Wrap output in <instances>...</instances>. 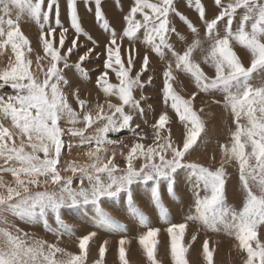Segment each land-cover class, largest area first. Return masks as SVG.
I'll return each instance as SVG.
<instances>
[{
	"label": "snow or ice",
	"instance_id": "1",
	"mask_svg": "<svg viewBox=\"0 0 264 264\" xmlns=\"http://www.w3.org/2000/svg\"><path fill=\"white\" fill-rule=\"evenodd\" d=\"M85 2L89 3L90 0ZM101 2L94 0L95 18L111 39L106 47V71L97 78V85L106 97H116L119 102L106 100L108 111H105L104 104H97L93 113L86 110L88 102L80 99L78 89L73 95L80 111L72 106L64 90L69 82L63 70L75 67L81 77L87 79L88 74L82 64L94 50L88 49L79 55L75 65L69 64L79 37L85 35L89 40L92 39L82 27L77 0H67L70 27L76 33V38L67 48L65 34L69 29L61 23L59 0H0V55L8 47L14 54V60L9 56L7 67L0 71V89L10 86L15 93L7 97L0 95V118L10 119L12 128L16 130L10 131L0 122V160L4 164L14 162L19 165L10 164L2 168L3 172L15 177V185L0 182V264H85L89 242L97 235L96 232L78 237L81 254L76 255L59 247L58 242L49 243L40 239L29 242V234L11 223L8 216L28 223L42 222L45 230L57 238L64 235L71 237L74 231L64 221L61 209L91 204L97 214L95 227L110 232L126 231V226L101 206L102 200L117 198L121 193L127 195L130 214L137 218L142 227L147 228L139 236V244L151 264H157L155 251L160 229L149 227L145 214L135 204L132 185L152 182V203L159 210L162 221L167 223L168 210L162 201L160 184L162 180L167 181L168 192L175 198V178L181 169L187 170L189 180L193 181L195 211H190L185 223L172 224L167 228L175 264H188L185 259L188 248L183 243L188 221L199 222L206 230L224 231L234 236L238 248L246 253L244 264H264V239L260 238V229L264 227V80L258 85L253 84L256 78L254 74H264V0H228L227 3L214 0L220 11L211 20L206 17L202 0H194L195 9L205 25L209 41L207 49L203 48L199 30L177 11L175 0H134L124 17L126 27L121 34L111 27ZM54 8L55 27L51 22ZM138 14L141 19H137ZM173 15L180 16L195 36L182 53L170 43V34L177 31L171 26L170 17ZM24 17L41 30L40 40L45 57L49 58L47 65H41L40 61L45 57L37 56L36 67L43 78L34 75L31 70L33 60L27 53L33 49L20 27ZM221 21H224L223 34L218 27ZM57 27L61 31L58 45L54 46ZM141 30V42L146 47L161 59L167 53L174 58V64L169 61L163 73L164 102L174 110L186 131L182 144L175 143L171 129L166 128L168 113H162L151 125L154 144L145 146L135 143L125 157L127 166L120 168L114 162L115 150L106 159L101 153L108 152L105 145L120 143L110 139L109 133L129 129L140 139L144 138L136 132L140 125L133 127V114L144 113L141 106L144 97L138 100L133 93L144 87L141 75L149 67V56L144 55L140 70L132 75L133 58L129 55L126 63L122 60L120 43L125 38L132 43L140 40L138 33ZM234 44L242 46L251 54L250 66L246 67L242 63L234 51ZM197 49L206 53L203 62L214 69V76L207 75L200 63L193 59ZM107 69L115 73L119 83L108 81ZM176 71L190 75L201 92L222 94L223 106L233 116L235 131L231 133L230 143L221 146L222 158L215 170L186 159L205 131V123L193 109L196 93L190 99H185L174 89ZM151 80L149 76L147 82L151 83ZM79 124H83V127H77ZM94 125L98 126L91 134H86ZM162 131L165 132L163 136ZM17 135L20 137L19 145L14 140ZM66 135L78 138L80 145L86 144L89 148L86 155L91 163L73 161L63 169L73 175L80 174L78 187H73L72 177L62 176L57 167L61 163L66 144L63 137ZM68 147L71 149L72 145L68 143ZM26 148L30 151H26ZM136 160H142L139 167L134 164ZM232 162L238 164L239 180L244 192V203L240 210L227 203L225 166ZM50 185L57 187L49 190ZM201 191L205 193L203 196L200 195ZM50 214L54 215L57 228L50 226ZM196 238L195 234L191 235L192 241ZM107 243L104 241L100 246V259L95 264H103ZM127 243L129 241L126 238L119 241L122 264H128L125 259ZM57 254L60 258H57ZM203 254L207 264H213V251L209 250L207 240L203 243Z\"/></svg>",
	"mask_w": 264,
	"mask_h": 264
},
{
	"label": "rangeland",
	"instance_id": "2",
	"mask_svg": "<svg viewBox=\"0 0 264 264\" xmlns=\"http://www.w3.org/2000/svg\"><path fill=\"white\" fill-rule=\"evenodd\" d=\"M78 1L79 0H77V2ZM93 1L94 0H90V2ZM106 1H110L111 3H113V6L116 8L119 7L121 2V0ZM176 1L177 0H175V2ZM189 1L192 2L189 6H191V8L195 10V12L190 13L187 11H182L181 14L187 17L192 22V24L199 30V38L203 42V48L207 49L209 47V41L207 42L206 29L204 28L205 25L203 21L199 18L198 12L195 9L194 0H185V3ZM223 2L227 3L228 0H223ZM202 3L206 9V17L209 20L219 14L220 8L214 3V0H202ZM59 4L61 9L60 19L65 24H63V22L61 23L64 27L69 29L68 32L65 34V48H67L71 46V41L76 38V33L70 27L67 3L63 5L59 1ZM103 12L105 14V17L109 21V18L106 16L105 11ZM63 16L65 17L63 18ZM79 16L84 31L88 35H90L92 39L89 40L85 35H81L79 37L77 41V48L73 50V53L69 58V64L75 65L78 62L79 55L84 54L90 48L94 50L82 64V67L86 70L88 74L87 79L82 78L81 74L77 71L75 67H69L63 70L64 75L69 82L68 85L64 86V90L68 94L69 102L77 111H80V108L79 105L76 103V99L73 95V92L78 89V95L80 99H84L88 102L86 105V110H90L95 113L96 105L104 104V109L107 112L108 108L107 104L105 103L106 100H111L112 103H118L119 101L116 97L105 96L101 88L97 85V78L103 72L106 71V47L108 46L111 37L108 35H104L105 31L97 23L95 16H85L83 14H79ZM51 22L55 27V8L53 9ZM171 26L175 27L177 31L176 33L170 34V43L174 46L176 51L182 53L184 50H186L187 46L192 43V41L195 39V36L186 23L185 27L179 29L177 28V26L173 25L171 21ZM20 27L24 35L27 36L30 40L31 47L33 49L31 53H27L29 58L33 60L31 70L33 71L34 75L43 78L40 69L36 67L37 56L45 57L43 46L40 40L41 30L38 25H36L27 17H24L21 20ZM218 27L221 29V34H223L224 21H221ZM98 30H100V33L95 34V32H97ZM60 31L61 28L57 27L56 33L54 34L56 37V43L54 44V46L58 45ZM138 35L140 36V40L135 41V43L130 42L127 38H125L120 43L121 51L124 50V53L126 51H133L136 54H141L142 57L147 54L149 56V66L152 67L151 70L148 72V74L152 77L151 83L147 82L148 75H146V77L141 76L142 81H144V87L142 89H136L133 93L135 98L138 100L141 98V96L144 97V99L141 100V106L144 108V113L142 115L139 113L133 114V127H135L136 124H139L140 127L136 129V132L141 133L144 138L140 139L138 136L134 135L133 132L129 129H122L117 133H109L108 136L110 139L120 141V143L118 145H105V147L108 149V152L106 154L101 153V155L104 156V158L106 159L107 156H110L112 151L115 150L116 156L114 162L118 164L120 168H125L127 166L125 157L127 156L130 148L135 143H141L145 146L154 144L153 129L151 125L158 120L159 116L162 113H168L169 122L166 125V128L171 129V136L175 143L182 144L186 131L174 110H172L170 107L165 109L163 106L165 105L163 93V73L169 61H173L174 64V58L171 56L170 53H167L165 58L161 59L155 52H153L150 48L146 47L145 44L141 42L143 39V33H138ZM177 36L179 38L176 40L175 44V37ZM181 37H183L184 39H181ZM93 41H95V43H93ZM206 42L207 44H205ZM237 46L239 45H233L234 51H236L238 56L240 54L239 57L246 67L250 66L251 61H249V63H245L242 60L243 57L241 56V52L238 50ZM198 52L202 51L200 49H197L193 53V59L196 62L200 63L201 68L205 71L207 75H209L210 77L214 76L213 68L210 67L207 63L204 64V62H202V57L196 56ZM9 56H12L14 60V54L11 53L10 47L5 49L3 51V54L0 55V71L7 67V58ZM194 57H196L198 60ZM48 59V57H45V59L40 61V64L47 65ZM127 59L128 58L126 56L125 58H122L125 63L127 62ZM142 61L143 59L137 61L139 66H136V68L132 71L134 73L132 75H135V73L140 70L142 66ZM62 66L63 65L61 64L60 67ZM110 70L111 69H107V79L110 83L116 84L117 82L112 80L111 76H113L114 74L111 73L112 70ZM147 70L144 71L142 75L146 74ZM174 75L176 76V80L173 82V87L179 95H181L185 99H190L192 97V94L196 93V97L193 100V109L197 111L198 115H200L201 119L205 123V131L201 134V137L198 138L197 144L194 145L193 149L190 150L191 154L188 155L186 159L215 170L220 166V161L222 158L221 146L230 143L231 133L235 131V123L233 116L229 111L224 108L222 94L215 93L216 95L210 97L206 93L208 97H203L202 95L204 94V92H201L196 87L190 75L180 71H176ZM254 75L256 76V78L253 80V83L257 80V82L260 83L263 80L262 78L259 79L262 74ZM188 84L191 85L193 91L195 92L187 91ZM194 87L197 89H194ZM14 94L15 93L10 86H5L4 88L0 89V95H5L7 97L8 95ZM216 101H220V103H217ZM0 122L4 123L6 127H9L10 131H16L12 128L10 119L0 118ZM97 126L98 125H94L93 128L89 129L88 133L86 134H91ZM77 127H83V124H79L77 125ZM164 134L165 132L162 131L161 135L163 136ZM24 139L26 141L27 138L25 137ZM63 139L66 141V144L62 152L61 163L58 164L57 167L61 170L62 176L72 177L73 187H78L80 182V174L77 173L73 175L70 171H64L63 169L67 167L68 163L73 161L79 164L91 163L92 161H89V158L86 157V153L88 152L89 148L86 144L80 145V141L78 138L66 135L63 137ZM14 140L16 144L19 145L20 137L18 135L14 136ZM9 143H11V141ZM68 143L72 145L71 149H69ZM93 147H95V145H93ZM25 150L30 151V149L28 148H26ZM39 155H41V158H43L42 153H40ZM141 163L142 160L134 161L136 167H139ZM10 164L13 166H19L18 164H14V162L4 164L3 160H0V182L4 183L5 185L14 186L15 177L12 176L11 173L2 171L3 167H8ZM225 167L227 172L225 184L227 203L230 206L234 207L236 210H240L244 203V192L239 180L238 164L236 162H232L230 165H226ZM85 185H87V180H85ZM192 185L193 181L189 180L187 170H178L175 178L176 196L175 198H173L168 192L167 181H161L160 190L162 194V201L164 206L168 210L167 223L162 221L159 210L152 203V182L149 181L148 184L140 182L132 185V195L135 204L145 214L149 227L160 229L157 235L158 243L155 251V258L157 264H175L171 256L170 237L167 233V228L170 227L172 224L185 223V217L189 215L190 211L194 213L195 197L193 195ZM55 187L57 186L50 185L49 190ZM33 190L35 191L36 189ZM204 194L205 193L203 191L200 192L201 196H203ZM101 206L112 217L118 220L121 224L125 225L127 230L132 227V225H130L131 227L128 226L131 221H134L132 223L136 225V229L134 228V230L128 231L127 233V230L120 232H110L95 227L94 221L96 219L97 214L95 207L91 204L61 209V215L64 221L69 226H71L74 231V235L71 237H69L68 235H64L62 237L57 238L50 231L45 230V227L42 222L28 223L11 215L8 216V220L11 223L15 224L19 229H21L23 233L29 234V242H31L32 239H40L44 241L48 240L47 242L49 243L58 242L59 247L66 249L67 252L71 251V253L76 255L81 254V250L79 249L78 244V237H82L90 232H96L97 235L93 238L92 241L89 242L88 254L85 260V264H95V261L100 259L99 248L104 241H108V243L105 246L106 251L103 259V264H122V261L119 258L118 247L121 238H126L129 241V243L125 245V259L128 261V264H151V262L147 258L146 253L143 250V247L139 244L138 238L142 233L147 231V228L142 227L140 223L137 222V218L133 217L130 214L127 195L125 193H121V195L117 198L104 199L101 201ZM49 224L52 228L58 227L55 222L54 215L52 214H50L49 216ZM187 224L188 227L185 229L183 243L188 248V251L185 254V259L187 260L188 264H207V261L204 258L203 254V243L205 240H208L209 250L213 251V264H244V261L246 259V253L238 248V241L235 239L234 236H227L226 232L220 231L217 233L219 236L221 233L224 232L225 234H221V237H227H222L223 239H221L220 241L219 238L217 239L214 236L216 234L209 235L206 232V229L203 228V226L199 222L197 224V222L188 221ZM133 233H135V236L132 235ZM193 234H195L197 237L195 241L191 240V235ZM260 238L264 239V227L260 229ZM66 242L67 244H69L68 246ZM58 257L59 254L57 258Z\"/></svg>",
	"mask_w": 264,
	"mask_h": 264
},
{
	"label": "crops",
	"instance_id": "3",
	"mask_svg": "<svg viewBox=\"0 0 264 264\" xmlns=\"http://www.w3.org/2000/svg\"><path fill=\"white\" fill-rule=\"evenodd\" d=\"M59 1L63 5H65V3H67V0H59ZM133 3H134V0H126V1L125 0H121L119 7L116 8V7L113 6V3H111L110 1H106L105 0V1H102L101 2L102 10L105 11L106 16L109 18V23H110L111 27L114 28L115 31L118 34H121L122 31L124 30V28L126 27V21L124 20V17L130 11V8L133 5ZM191 3L192 2H190V1L185 3V0H177L175 2L176 7H177V11L179 13H181L182 11H187V12H190V13H194L195 10L192 9L191 6H189V5H191ZM108 4H110L111 6L108 5ZM77 10H78V13L79 14H83L85 16L86 15H91V16L93 15V16H95V3H94V1L93 2H89V3H86L85 0H79L77 2ZM193 15H196V14H193ZM137 19H141V17H140L139 14L137 15ZM171 21H172V24L175 25V26H177V28H179V29L185 27V22L183 20H181L180 16H177V15L171 16ZM99 33H100V30H98L97 32H95V34H99ZM141 33H143V30H141L140 34ZM104 35L110 36V34L108 32H105ZM178 38H179L178 36L175 37V44H176V40ZM130 53H131L132 58H133V61H134V63H133V70H134L136 68V66L137 67L139 66L138 63H137V61L140 60V59H143V57H142L141 54H136L133 51H129V52L126 51L124 53V50L121 51V57L122 58H125V56H126L128 58L129 55H130ZM151 68L152 67L149 66L146 74H143L141 76H145L146 77V75H148V77H149L150 75L148 74V72L151 70ZM111 73L114 74L113 76H111L112 77V80L118 83L119 81H118L115 73L113 71H111ZM131 74H134V73L132 72ZM207 94L210 97H213L217 93L216 94L215 93L214 94L207 93ZM207 94L204 93L202 96L203 97L204 96H207L208 97ZM160 98H161V96H160ZM163 106H164L165 109H167L169 107V106H166V105H163Z\"/></svg>",
	"mask_w": 264,
	"mask_h": 264
},
{
	"label": "bare ground",
	"instance_id": "4",
	"mask_svg": "<svg viewBox=\"0 0 264 264\" xmlns=\"http://www.w3.org/2000/svg\"><path fill=\"white\" fill-rule=\"evenodd\" d=\"M108 5H110V4H108ZM128 5V4H127ZM111 6V5H110ZM117 12V11H116ZM65 16H63V18H64ZM63 20V19H62ZM61 22H63V21H61ZM63 24H65L64 22H63ZM67 24V23H66ZM198 24V23H197ZM205 28V27H204ZM204 30V29H203ZM203 33V32H202ZM205 33V32H204ZM204 35V34H203ZM207 42H208V40H207ZM207 42L205 43V44H207ZM237 48H238V50L241 52V56L243 57L242 58V60L246 63H249V61H251V54L246 50V49H244L242 46H237ZM206 53L205 52H198V54L196 55L197 57H204V55H205ZM239 56H240V54H239ZM194 58H196V57H194ZM250 58V59H249ZM197 59V58H196ZM198 60V59H197ZM201 62V61H200ZM202 62H203V60H202ZM205 64V63H204ZM209 65V64H208ZM212 69V68H211ZM214 70V69H213ZM260 78H262L263 80H264V74H262L261 75V77H259V79ZM258 81V80H257ZM254 82L255 83V85H258V82ZM194 89H197V88H195L194 87ZM187 91L188 92H195V91H193V89H192V87H191V85H187ZM184 130V129H183ZM86 157H88V156H86ZM90 161V160H89ZM238 203V202H237ZM242 203H243V201H242ZM242 205V204H241ZM187 215V214H186ZM135 220V219H134ZM72 221H74V220H72ZM132 222H134V221H131V223H129L128 224V226H130V225H132V227L131 228H129L126 232L128 233V231H132V230H134V228H135V226L136 225H134ZM138 222V221H137ZM189 222H191V221H189ZM75 223V222H74ZM197 224H198V222H197ZM136 229V228H135ZM206 232L209 234V235H211V234H216V235H214L217 239L219 238L220 239V241H221V239H223V238H227L226 236H222L221 237V234H223V233H221L220 234V236L217 234L218 232H213V231H210V230H206ZM222 232V231H221ZM52 233V232H51ZM49 234H50V232H49ZM49 234H48V236H49ZM225 234V233H224ZM132 235H134L135 236V233H133ZM136 235H137V233H136ZM227 236H228V234H226ZM139 238V237H138ZM51 239V238H50ZM226 240V239H225ZM48 241V240H47ZM66 241V240H65ZM208 241V240H207ZM223 241V240H222ZM219 242V241H218ZM60 244V243H59ZM64 244V243H63ZM66 244H67V242H66ZM214 244V243H213ZM61 245V244H60ZM69 244H67V246H68ZM74 246V245H73ZM76 246V245H75ZM119 247V246H118ZM70 251V250H69ZM71 252V251H70ZM73 252V251H72ZM98 252V251H97ZM96 252V253H97ZM89 253H91V252H89ZM125 253H126V251H125ZM134 254V253H133ZM91 255V254H90ZM57 256H58V254H57ZM130 256V255H129ZM165 256V255H164ZM199 256V255H198ZM60 257V256H59ZM58 257V258H59ZM90 257V256H89ZM98 257V256H97ZM224 257V256H223ZM92 258V257H91ZM95 259V258H94ZM89 260H90V258H89ZM196 260V259H195ZM193 261V260H192ZM197 261V260H196ZM199 261H200V259H199ZM194 262V261H193ZM141 263V262H140ZM200 263V262H199Z\"/></svg>",
	"mask_w": 264,
	"mask_h": 264
}]
</instances>
